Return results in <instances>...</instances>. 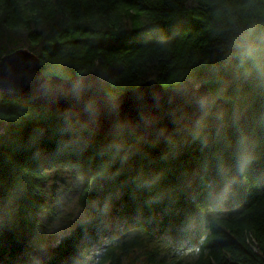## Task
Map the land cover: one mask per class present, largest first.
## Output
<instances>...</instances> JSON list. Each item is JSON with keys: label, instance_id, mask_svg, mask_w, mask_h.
Wrapping results in <instances>:
<instances>
[{"label": "trees", "instance_id": "obj_1", "mask_svg": "<svg viewBox=\"0 0 264 264\" xmlns=\"http://www.w3.org/2000/svg\"><path fill=\"white\" fill-rule=\"evenodd\" d=\"M19 49L47 77L97 73L109 98L199 81L212 105L148 141L0 93V264H86L92 247L89 264H264V0H0V61ZM65 174L91 213L75 225Z\"/></svg>", "mask_w": 264, "mask_h": 264}, {"label": "water", "instance_id": "obj_2", "mask_svg": "<svg viewBox=\"0 0 264 264\" xmlns=\"http://www.w3.org/2000/svg\"><path fill=\"white\" fill-rule=\"evenodd\" d=\"M0 93L32 100L101 134L134 132L148 141L170 140L187 133L212 105L209 88L199 81L165 88L153 79L109 98L97 73L47 77L40 58L27 49L16 50L0 61ZM4 126L0 120V134ZM33 254L46 257L43 251Z\"/></svg>", "mask_w": 264, "mask_h": 264}, {"label": "rangeland", "instance_id": "obj_3", "mask_svg": "<svg viewBox=\"0 0 264 264\" xmlns=\"http://www.w3.org/2000/svg\"><path fill=\"white\" fill-rule=\"evenodd\" d=\"M51 182H55V181L51 180ZM56 186H58L60 189L57 190V193H59V197L63 198V199L58 198V201L63 204H67L59 208V211L61 210L60 214L71 215L74 220V222L72 223L73 225H75L76 223L78 224L79 222L84 220V218L87 216L89 211L87 209H83L81 206L77 204V200L80 195V187H79L80 185L76 183V180H74L72 175L65 174L64 176L59 178V181L58 183H56ZM63 190H65V193L67 194H65ZM46 192L49 193L48 191ZM57 210L58 209L54 211L56 216H57Z\"/></svg>", "mask_w": 264, "mask_h": 264}, {"label": "bare ground", "instance_id": "obj_4", "mask_svg": "<svg viewBox=\"0 0 264 264\" xmlns=\"http://www.w3.org/2000/svg\"><path fill=\"white\" fill-rule=\"evenodd\" d=\"M58 198L63 199V198H61V197H58Z\"/></svg>", "mask_w": 264, "mask_h": 264}]
</instances>
